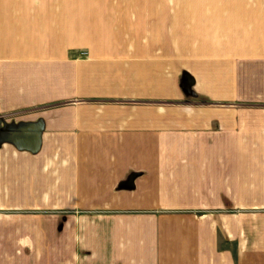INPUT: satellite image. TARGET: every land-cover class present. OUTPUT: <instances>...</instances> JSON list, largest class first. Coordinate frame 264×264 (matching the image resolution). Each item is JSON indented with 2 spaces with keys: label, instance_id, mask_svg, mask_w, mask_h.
Here are the masks:
<instances>
[{
  "label": "crops",
  "instance_id": "1",
  "mask_svg": "<svg viewBox=\"0 0 264 264\" xmlns=\"http://www.w3.org/2000/svg\"><path fill=\"white\" fill-rule=\"evenodd\" d=\"M0 264H264V0H0Z\"/></svg>",
  "mask_w": 264,
  "mask_h": 264
}]
</instances>
